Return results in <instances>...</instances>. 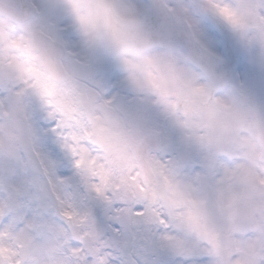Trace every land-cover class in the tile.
Segmentation results:
<instances>
[{
  "label": "snow or ice",
  "instance_id": "6c2138e0",
  "mask_svg": "<svg viewBox=\"0 0 264 264\" xmlns=\"http://www.w3.org/2000/svg\"><path fill=\"white\" fill-rule=\"evenodd\" d=\"M0 264H264V0H0Z\"/></svg>",
  "mask_w": 264,
  "mask_h": 264
}]
</instances>
